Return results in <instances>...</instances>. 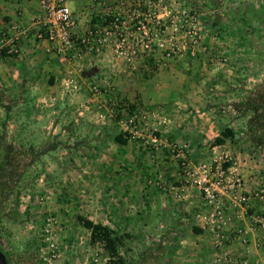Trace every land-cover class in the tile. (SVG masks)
I'll return each mask as SVG.
<instances>
[{"label": "crops", "instance_id": "0c3cea01", "mask_svg": "<svg viewBox=\"0 0 264 264\" xmlns=\"http://www.w3.org/2000/svg\"><path fill=\"white\" fill-rule=\"evenodd\" d=\"M120 1L122 6L101 4L99 0H66L75 21L74 37H82L88 29L100 25L106 9L125 15L139 0ZM174 1L177 7L183 5ZM238 1L241 6H249L247 0ZM197 2L205 5L207 0ZM227 2L220 0L208 12L214 15L210 24L215 28L207 26L211 30L216 29V16L223 13ZM38 18V0H0V142L5 145L0 143V157H28L39 140H65L59 154L68 159L65 163L69 166L58 179L73 191L83 188L80 194L90 193L81 199L84 212L93 203L87 199L95 195L98 209L110 206L106 213L116 214V222H137L138 231L142 229L145 236L155 238L148 254H153L160 243L163 249H170L167 262L171 264H264V232L254 228L256 219L264 213L263 199L254 196L264 191V185H259L264 175V162L259 159L264 155L259 146V116L263 114H259V84L238 87L226 83L220 88L211 80L213 85L207 93L212 92V99L205 102L198 94L203 86L185 84L178 70H155L141 76L128 70L132 68L108 49L81 54L75 60L70 58L73 50L68 51L66 61H61L51 43L36 38L43 30ZM19 31H25L26 36L15 41ZM13 45L17 54L8 53ZM65 83L74 88L65 87ZM110 88L131 108L112 102L114 97L106 94ZM91 90L97 91L95 99ZM191 93L200 98L191 99ZM46 99L53 102L50 109L41 104ZM116 105V115H106L107 107L111 112ZM136 112L144 114L143 121L137 118L136 125H119L124 117L128 119ZM238 122L244 123L239 132L235 129ZM46 126L51 130L43 131ZM221 126L236 132L234 140L211 147ZM151 131L163 146L150 156L135 140L148 143ZM118 133L127 139L124 146L111 141ZM23 142L31 145L29 149H24ZM77 142L86 148H78ZM182 143L187 144L185 156L193 163L211 156L215 159L218 153L228 155L227 167L234 169L243 182L242 203L228 199L229 193L224 192L227 221L218 229L194 218L204 209L202 199L190 185L182 184L176 159L168 148L169 144ZM1 164L0 160V174ZM155 173L169 186L182 188L162 193L146 184ZM70 197L74 199L72 194Z\"/></svg>", "mask_w": 264, "mask_h": 264}, {"label": "rangeland", "instance_id": "374dc122", "mask_svg": "<svg viewBox=\"0 0 264 264\" xmlns=\"http://www.w3.org/2000/svg\"><path fill=\"white\" fill-rule=\"evenodd\" d=\"M229 1L223 6V13L216 16L218 21L214 30L207 27L214 16L211 15L212 13L208 14L212 11L211 8L199 4L197 1L194 3L196 5L193 8L198 9L200 13L201 25L205 29L208 28L207 34L201 41L202 44L205 41L208 43L203 45L205 48L203 54L197 55L194 59H188L187 56L181 55L175 59L177 61H172L164 69H156L155 66L154 69L149 66L147 68L149 67L148 70H151L150 73L155 69L178 70L182 73L185 84L192 83L203 86L202 89H198V94L203 96L205 102L210 101L209 98L212 99L210 94L212 92L207 93V90L211 89L213 85L211 80H214L220 88L226 83H232L238 87L259 84V114L263 112L259 116V146L264 149V0H247L249 6H241L238 0ZM234 3H237V6ZM179 8L189 10L191 7L184 4ZM230 10L233 11L230 12ZM145 69L142 60H138L133 68L128 70L146 76ZM200 73H203V76H199ZM215 73L219 77L214 79L212 76ZM193 77H195V81L192 79ZM96 92L91 90L95 96L94 99L97 95ZM106 94L111 98L114 97L113 99L124 101L123 96H117L114 88L108 89ZM190 95L191 99L200 98L197 94L191 93ZM52 103L47 99L41 102L46 109L53 107ZM105 104L107 106V103ZM117 106L111 107L114 108L111 112L107 107L106 115L114 117ZM243 124H239V122L235 124L237 132L243 129ZM119 125L127 127L136 125V123L128 125V119L124 117ZM10 128L12 130L14 127ZM43 128V131H48L52 127ZM2 129L0 124V132ZM120 132L122 133V130ZM64 141L55 140L45 143L39 140L34 144L33 154L30 153L28 157L18 159L0 157L3 163L1 164L3 173L0 174V247L9 255L12 263L171 264L167 262L170 259V249L161 247V253L156 251L155 258H152L153 254H148L147 251L151 245L155 244V238L150 239L145 236L142 229L138 231L137 222H129L125 219L116 222V214L106 213L110 206L99 210L97 196L94 195L92 199H87L93 203H90L87 212H84L85 208L81 207L84 202L81 199L84 200L85 196L90 193L80 194L79 191L83 188L73 191L69 189L68 185H63L64 181L58 179L62 176L67 165L69 166V163L67 165L65 163L68 159L59 154L64 149L61 146L63 143L65 144ZM135 142L147 151L144 140L136 139ZM0 143L5 146L3 141ZM74 143L75 141L73 145ZM77 143L78 148H86L84 143ZM102 144L105 145V143ZM29 146H31L29 143L23 142L25 150L29 149ZM104 148H108V146H104ZM225 157L229 156L218 153L215 155V159L211 156V158L201 159V162L212 165L219 163L223 166L228 162ZM259 159L263 164L264 155ZM17 160L18 164L15 165ZM86 163L87 161H85V165ZM259 185H264V175H261ZM74 193L79 196H74ZM71 194L75 200L70 197ZM262 199L264 201V198ZM91 205L93 207H90ZM263 215L264 213L260 217ZM77 216L90 221L93 226L107 227L118 234L129 235L123 238L122 245L116 250V256H108L101 242L92 243L90 231L77 223ZM88 217L91 219L89 220Z\"/></svg>", "mask_w": 264, "mask_h": 264}, {"label": "built area", "instance_id": "2783aa9c", "mask_svg": "<svg viewBox=\"0 0 264 264\" xmlns=\"http://www.w3.org/2000/svg\"><path fill=\"white\" fill-rule=\"evenodd\" d=\"M66 0H38V12L42 32L37 39H45L55 47L56 55L61 61H66L65 52L72 51L71 59L75 60L81 54H96L108 49L123 65L133 68L138 60L145 57L153 58L158 68H165L168 63L187 53L189 57L203 54L205 48L202 39L207 34L200 22V13L180 9L172 0H142L129 7L125 15L106 9L102 15V25H97L85 31L82 37L75 38V21L71 11L65 4ZM102 3L112 2L122 6L120 0H99ZM210 27V26H208ZM210 29V28H209ZM25 31H19L17 38L25 37ZM8 53L17 54L15 45ZM67 88H74L69 83ZM154 115V114H151ZM137 118L144 120L142 112L134 113L128 118V125L135 124ZM146 148L151 156L162 143L153 131L148 135ZM168 148L176 159L178 174L182 184L190 185L201 197L200 213L194 218L204 224H210L213 229L224 226L226 207L224 192L229 193L228 199L242 203L243 182L234 169L223 168L219 163L212 165L207 162H190L185 156L187 144H169ZM229 163L230 159L225 157ZM146 184L165 193L169 190H179L181 186H169L162 177L155 173ZM260 199L264 191L254 194ZM260 231L264 232V215L255 222Z\"/></svg>", "mask_w": 264, "mask_h": 264}, {"label": "trees", "instance_id": "16d2710c", "mask_svg": "<svg viewBox=\"0 0 264 264\" xmlns=\"http://www.w3.org/2000/svg\"><path fill=\"white\" fill-rule=\"evenodd\" d=\"M179 1L183 2V5L185 4V6L191 7V8H189V11H195V12L199 13L198 9H194L193 8L194 5H196L194 3L197 0H191L192 2L183 1V0H179ZM198 1H201V0H198ZM219 3H220V0H207V2H205L204 6H207V8H211V10H212V6H215V5L219 4ZM99 22H101L100 25L103 24L102 23V19H100ZM210 28L213 29V28H215V26L211 25ZM183 55L187 56L188 59H194V57H189L187 53H185ZM174 60H172V61H174ZM142 61H145V63H144L145 68H146L145 71L148 74L150 73L149 71H151V70H148L149 67H153L152 69H154L156 67L155 61H154L153 58L145 57ZM172 61H170L168 63V65ZM147 66H149V67L147 68ZM156 69H164V68L156 67ZM112 100H113L112 102H115V103H118V104H122L123 103L125 105V107H128V108L129 107L131 108V106H132V105H129V104L125 103V100L124 101H119L116 98L112 99ZM124 105H122V106H124ZM235 134H236V132H234L233 129L228 128L226 126H221L218 129L217 136L213 138V140L211 141L210 145H211V147H214V146L222 145L225 141L233 142ZM126 140L127 139L125 138V136H123L121 133H118V134L114 135L111 138V141L114 142L115 144L119 145V146H124L126 144V142H127ZM227 166L228 165L223 164V168L224 169ZM152 176H153V174H151L149 178H151ZM76 220H77V223L80 224L83 228H85L86 230L90 231V239H91L92 243L93 242H101V244H103L104 251L110 257L116 256V250H117L118 247H120L122 245L123 238H126L127 236H129V235H125V234L124 235L123 234H118L115 231H113V230H111V229H109L107 227H100V226H97V225L93 226L90 221H88L86 219H82V218H80L78 216L76 217ZM155 247H156V250L153 251L152 258H155V252L156 251H158V253H161V251H160L161 250V245H159V246L157 245ZM0 252L4 256L5 261H6L7 264H13L11 258L9 257V255L1 247H0Z\"/></svg>", "mask_w": 264, "mask_h": 264}, {"label": "water", "instance_id": "95a60500", "mask_svg": "<svg viewBox=\"0 0 264 264\" xmlns=\"http://www.w3.org/2000/svg\"><path fill=\"white\" fill-rule=\"evenodd\" d=\"M0 264H7L1 252H0Z\"/></svg>", "mask_w": 264, "mask_h": 264}]
</instances>
